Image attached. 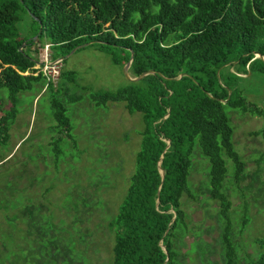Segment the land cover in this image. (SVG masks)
<instances>
[{
    "label": "trees",
    "instance_id": "obj_1",
    "mask_svg": "<svg viewBox=\"0 0 264 264\" xmlns=\"http://www.w3.org/2000/svg\"><path fill=\"white\" fill-rule=\"evenodd\" d=\"M23 15L36 26L29 38L18 34ZM89 41H98L92 45L101 49L122 50L123 65L133 53L129 73L134 78L155 72L117 91L90 95L98 106L123 103L144 122L129 186L107 225L113 233L108 264H187L189 251H181L184 238L199 233L191 230L184 204L205 194L203 200L219 207L214 210L223 224V264H264V239L256 241L255 256L239 261L236 255L240 247L232 238L224 160L232 162V178L238 183L245 164L234 149L224 109L264 119V110L248 102L238 86L241 74L264 75V62L255 58L264 57V0H0V89L9 91L14 105L20 91L45 79L41 73L34 75L37 61L31 46L47 44L62 53L58 59ZM24 42L28 48L19 51ZM60 76L75 82L74 72ZM47 89L54 90L53 84ZM12 107L0 117V143L7 139L6 121L15 115ZM54 108L58 124L69 128L64 107L55 103ZM258 134L264 136V129L251 135ZM199 154L209 168L203 182L192 186L193 157ZM80 203L88 206L82 198L77 219ZM246 222L242 220L241 229ZM43 238L36 236L34 242ZM208 246L203 258L205 264H214L207 260L214 253Z\"/></svg>",
    "mask_w": 264,
    "mask_h": 264
},
{
    "label": "rangeland",
    "instance_id": "obj_2",
    "mask_svg": "<svg viewBox=\"0 0 264 264\" xmlns=\"http://www.w3.org/2000/svg\"><path fill=\"white\" fill-rule=\"evenodd\" d=\"M17 30L21 38H29L36 26L23 15ZM26 48L24 42L22 49ZM29 52L37 61L34 69L40 66L41 72L62 55L47 44H35ZM124 55L119 49L81 48L60 63L59 76L50 79L54 90L47 89L46 79L34 80L16 95L14 105L9 91L0 89V117L11 112L12 106L15 109L6 121L7 139L0 143V264L110 262L113 233L107 225L129 186L144 122L140 113L129 114L123 103L98 106L90 95L128 85ZM61 72H74L75 82L60 78ZM240 77L238 86L247 101L264 110V75ZM55 103L64 107L69 128L56 121ZM224 110L233 129L234 149L245 164L243 178L235 183L232 162L224 157L232 238L240 247L236 253L240 261L258 254L256 241L264 239V136L251 135L264 129V119ZM193 161L192 186L201 183L209 168L201 155ZM203 196L184 204L189 226L199 234L186 236L181 251H189L187 264H205L203 254L209 245L214 253L207 260L223 264V224L214 210L219 207ZM82 198L88 206L80 203L77 219L76 207ZM245 219L246 227L241 229ZM39 235L43 241L34 242Z\"/></svg>",
    "mask_w": 264,
    "mask_h": 264
},
{
    "label": "water",
    "instance_id": "obj_3",
    "mask_svg": "<svg viewBox=\"0 0 264 264\" xmlns=\"http://www.w3.org/2000/svg\"><path fill=\"white\" fill-rule=\"evenodd\" d=\"M41 31L38 32V34L36 36L33 37V41H36L38 35L40 34ZM98 41H89V42H86V43H83L81 45H78L76 47H74L67 55L65 56H62L61 58H59L58 60H60L61 62L68 59L74 52H76L77 50L81 49V48H85L89 45H92V44H95L97 43ZM19 51H22V45L19 47ZM255 58H259L261 61L264 62V57L260 54H255ZM132 61H133V53H131V56L129 58V61L125 64L124 66V75L126 77V79L129 81V82H137L139 80H141L143 77L149 75V74H154L155 72L154 71H148V72H145L143 74H141L140 76L136 77V78H132L130 76V73H129V69H130V66L132 64ZM37 63V62H36ZM228 94L230 95V91L228 92ZM222 103H226V101H222ZM158 169H159V172L161 174V176L163 177L164 176V172L163 170L160 168V164H158Z\"/></svg>",
    "mask_w": 264,
    "mask_h": 264
},
{
    "label": "built area",
    "instance_id": "obj_4",
    "mask_svg": "<svg viewBox=\"0 0 264 264\" xmlns=\"http://www.w3.org/2000/svg\"><path fill=\"white\" fill-rule=\"evenodd\" d=\"M60 63L62 62L56 59L50 65H46L42 72L40 71V66H39V68L36 69L37 70L36 74L41 73L45 77L46 81L50 83L51 82L50 79H55L56 77L59 76Z\"/></svg>",
    "mask_w": 264,
    "mask_h": 264
}]
</instances>
